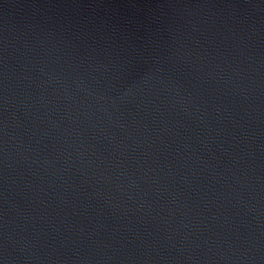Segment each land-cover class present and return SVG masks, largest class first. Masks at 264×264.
<instances>
[{
    "label": "water",
    "instance_id": "water-1",
    "mask_svg": "<svg viewBox=\"0 0 264 264\" xmlns=\"http://www.w3.org/2000/svg\"><path fill=\"white\" fill-rule=\"evenodd\" d=\"M0 264H264V0H0Z\"/></svg>",
    "mask_w": 264,
    "mask_h": 264
}]
</instances>
